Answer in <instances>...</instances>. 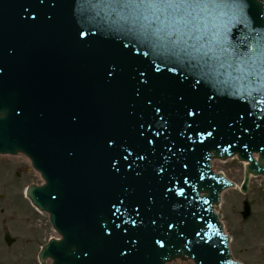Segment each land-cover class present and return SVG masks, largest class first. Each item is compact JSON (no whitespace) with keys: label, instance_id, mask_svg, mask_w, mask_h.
I'll return each instance as SVG.
<instances>
[{"label":"water","instance_id":"95a60500","mask_svg":"<svg viewBox=\"0 0 264 264\" xmlns=\"http://www.w3.org/2000/svg\"><path fill=\"white\" fill-rule=\"evenodd\" d=\"M263 6L221 17L212 40L149 35L114 0H0V151L31 158L46 182L28 195L62 236L42 263L239 264L211 210L229 183L210 159L238 153L246 179L264 174V75L221 54L264 35ZM0 180L16 237L0 261L38 264L54 232L23 190L41 180L22 157L1 159Z\"/></svg>","mask_w":264,"mask_h":264},{"label":"snow or ice","instance_id":"6c2138e0","mask_svg":"<svg viewBox=\"0 0 264 264\" xmlns=\"http://www.w3.org/2000/svg\"><path fill=\"white\" fill-rule=\"evenodd\" d=\"M114 3L122 10H128L134 21L149 35L153 30H170L190 36L203 34L212 40L219 36L217 21L221 17L239 19L247 15L248 8V0H114ZM253 31L256 35L243 45L242 50L221 49L228 66L244 79L264 75V35L255 29ZM80 35L87 33L81 32ZM188 115L194 113L189 111Z\"/></svg>","mask_w":264,"mask_h":264},{"label":"rangeland","instance_id":"374dc122","mask_svg":"<svg viewBox=\"0 0 264 264\" xmlns=\"http://www.w3.org/2000/svg\"><path fill=\"white\" fill-rule=\"evenodd\" d=\"M237 184L243 176V166L236 158L213 163ZM243 197L251 201L252 213L242 220L240 210ZM225 230L230 234V249L234 257L246 264H264V184L256 178L249 181V190L243 195L238 189L225 192L217 207Z\"/></svg>","mask_w":264,"mask_h":264},{"label":"bare ground","instance_id":"6f19581e","mask_svg":"<svg viewBox=\"0 0 264 264\" xmlns=\"http://www.w3.org/2000/svg\"><path fill=\"white\" fill-rule=\"evenodd\" d=\"M229 160H231V159H227V161H229ZM216 161H218L217 159H216ZM224 162V161H223ZM226 162V161H225ZM244 166H245V164H246V162H241ZM257 176V178H256V180L259 182V183H262L263 182V180L261 179L262 177L261 176H258V175H255V174H253V173H251V174H249V179L250 178H254V177H256ZM227 190V188H225V189H223V191L221 192V193H225V192H227L226 191ZM229 190V189H228ZM221 196V195H220ZM218 206H216L215 204H213V208L214 209H216Z\"/></svg>","mask_w":264,"mask_h":264}]
</instances>
